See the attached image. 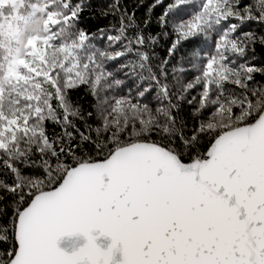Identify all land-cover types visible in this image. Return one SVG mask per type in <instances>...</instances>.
<instances>
[{"label": "snow or ice", "instance_id": "snow-or-ice-1", "mask_svg": "<svg viewBox=\"0 0 264 264\" xmlns=\"http://www.w3.org/2000/svg\"><path fill=\"white\" fill-rule=\"evenodd\" d=\"M89 2L0 0V189L12 197L0 264H113L118 245L121 264H264V66L248 58L264 35L241 32L264 24V0H170L163 58L169 32L146 35L150 15L141 26L113 0L101 15L119 25L89 32ZM213 36L171 64L182 42ZM120 59L135 95L118 94L107 65ZM80 88L91 111L73 102ZM76 234L77 251L58 246Z\"/></svg>", "mask_w": 264, "mask_h": 264}, {"label": "trees", "instance_id": "trees-1", "mask_svg": "<svg viewBox=\"0 0 264 264\" xmlns=\"http://www.w3.org/2000/svg\"><path fill=\"white\" fill-rule=\"evenodd\" d=\"M33 2H35V0H33ZM112 2L113 0H90L88 10H86L81 17L82 23L80 26L87 29L89 32H94L100 28H109L113 24H116L118 26L119 21L115 15H108L106 17L101 15L102 11L109 10V6ZM153 2L154 0H120V4L122 7L126 8L129 13H135V19L141 23V26H143V21L145 19L146 14L151 16L153 22L149 26V28L145 30L146 35L148 33L155 35L156 33H159L161 31L169 32V35L166 38L162 37L159 40V43L155 46L156 53L161 58H163L167 55V49L173 40V36L171 35L170 29L162 30L159 27L157 19L162 14V12L164 11V7L168 2H170V0H164L163 4L157 6L151 13H149L148 9ZM244 2L246 3L248 2V0H244ZM249 30L256 32L258 35H264V24H259L255 22L247 23L241 29V32ZM215 39L216 37L213 36L211 40L205 42L202 37H197L195 40L182 42V44L178 47L174 57L172 58L171 64L179 65L182 62L184 66H188L192 58L193 52L201 48L211 51ZM94 43L100 48H104L106 46L104 39H97L94 41ZM203 54L204 53L201 52V55ZM248 58H252L253 63L260 66H264V46L257 43L254 46V51L248 52ZM121 63H124L123 59L117 60L115 62H110L107 65L109 70L115 72L117 78L125 81L123 86L118 90V94H125L129 89H132L133 95H135L137 91V79L126 75L125 72L120 71L118 69V65ZM191 76L192 73H187L185 79H190ZM256 80L264 82V77L258 75L256 76ZM143 86L145 85H140V87ZM194 94L195 92L191 93L189 98H191V95ZM153 95L154 92L148 94L147 99L149 101H152ZM72 99L74 103L82 105L85 112L91 111L92 105L96 103L95 99L84 88H80L77 91H74L72 93ZM188 107L189 106L187 104L184 105L185 114L188 111ZM77 124L80 126L81 130H83L84 125L80 121H77ZM48 127L50 130L55 128L56 132L60 131V128L58 126L49 124ZM25 171L26 174H28L31 173L33 170L26 169ZM0 196L5 197L3 201H0V204H3L4 206H7L9 201L12 199V197L5 193L2 189H0ZM8 215H11L10 208L8 209ZM3 219L6 223L7 216H5ZM0 235H5V233L0 232ZM0 247L7 249L8 245L3 244L0 245Z\"/></svg>", "mask_w": 264, "mask_h": 264}, {"label": "water", "instance_id": "water-1", "mask_svg": "<svg viewBox=\"0 0 264 264\" xmlns=\"http://www.w3.org/2000/svg\"><path fill=\"white\" fill-rule=\"evenodd\" d=\"M97 236V243L105 250L112 245V238L110 236L100 235L99 230L94 233ZM86 237L82 234H76L72 236H64L58 241V246L71 254L77 251L81 246L86 243ZM123 261L122 245H118L114 251L113 264H121Z\"/></svg>", "mask_w": 264, "mask_h": 264}]
</instances>
